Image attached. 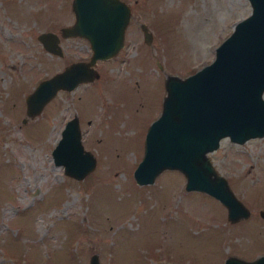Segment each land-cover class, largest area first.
Returning a JSON list of instances; mask_svg holds the SVG:
<instances>
[{
	"label": "rangeland",
	"instance_id": "rangeland-1",
	"mask_svg": "<svg viewBox=\"0 0 264 264\" xmlns=\"http://www.w3.org/2000/svg\"><path fill=\"white\" fill-rule=\"evenodd\" d=\"M125 1L123 44L95 59L98 74L57 88L29 116L24 98L36 81L91 49L85 36L59 33L73 20L71 0H0V264H88L92 253L101 264H221L229 253L249 258L264 249V134L224 135L207 151L249 209L236 220L214 195L184 188L178 168L150 182L133 176L165 74L209 61L249 0ZM41 30L58 33L61 54L44 48ZM73 114L95 158L81 177L51 155Z\"/></svg>",
	"mask_w": 264,
	"mask_h": 264
},
{
	"label": "water",
	"instance_id": "water-1",
	"mask_svg": "<svg viewBox=\"0 0 264 264\" xmlns=\"http://www.w3.org/2000/svg\"><path fill=\"white\" fill-rule=\"evenodd\" d=\"M249 3L248 13L235 20L215 45L209 61L184 75L165 74L160 111L146 127L142 154L133 169L135 180L143 183L152 181L162 168H178L185 173L184 188L217 197L230 220L246 216L249 209L216 170L207 151L226 134L243 141L264 133V0ZM71 8L73 20L62 25L59 33L85 36L91 52L89 57L71 61L37 80L24 98L29 116L38 112L57 88L70 89L80 80L94 78L98 74L92 66L95 59L113 55L123 44L130 15L125 0H71ZM140 27L149 42L151 31L145 22H140ZM36 36L48 51L62 53L58 33L41 30ZM80 135L78 118L73 114L64 121L51 148L54 163H61L64 172L75 177L83 176L95 161L92 152L83 147ZM80 155L86 159L76 167ZM259 213L264 216V206ZM89 260L101 264L96 253ZM221 264H264V251L252 258L230 253Z\"/></svg>",
	"mask_w": 264,
	"mask_h": 264
},
{
	"label": "bare ground",
	"instance_id": "bare-ground-1",
	"mask_svg": "<svg viewBox=\"0 0 264 264\" xmlns=\"http://www.w3.org/2000/svg\"><path fill=\"white\" fill-rule=\"evenodd\" d=\"M74 153H75V152H74ZM85 159H86L85 156H81V155H80V156L77 158L76 164H74V165H75L76 167H78L77 164H78V165H81V163L84 162ZM80 161H81V162H80ZM77 162H78V163H77ZM180 171H181V170H180ZM184 175H185V173H184ZM88 264H91V260H89V263H88Z\"/></svg>",
	"mask_w": 264,
	"mask_h": 264
},
{
	"label": "flooded vegetation",
	"instance_id": "flooded-vegetation-1",
	"mask_svg": "<svg viewBox=\"0 0 264 264\" xmlns=\"http://www.w3.org/2000/svg\"><path fill=\"white\" fill-rule=\"evenodd\" d=\"M263 250H264V249H263ZM263 250H262V251H263ZM249 258H250V257H249Z\"/></svg>",
	"mask_w": 264,
	"mask_h": 264
}]
</instances>
